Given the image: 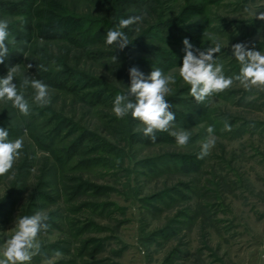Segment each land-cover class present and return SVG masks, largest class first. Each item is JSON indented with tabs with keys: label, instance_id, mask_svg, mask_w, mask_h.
Wrapping results in <instances>:
<instances>
[{
	"label": "rangeland",
	"instance_id": "obj_1",
	"mask_svg": "<svg viewBox=\"0 0 264 264\" xmlns=\"http://www.w3.org/2000/svg\"><path fill=\"white\" fill-rule=\"evenodd\" d=\"M139 1L110 0L109 16L99 0H0V19L15 35L9 49L22 54L14 82L27 75L63 78L65 85L48 84L46 106L24 90L27 115L0 101V127L24 144L0 175V247L15 218L40 211L48 227L38 233L41 249L30 264H264V88L234 82L197 102L178 73L184 37L201 49L224 41L217 62L226 75L238 72L231 45L264 49V21L245 11L264 4ZM3 3L20 6L7 11ZM136 10L144 18L125 29L132 43L122 51L106 45L107 31ZM132 66L145 74L176 70L165 99L181 117L157 131L166 138L154 144L139 141L140 121L113 112ZM7 70L0 64V75ZM72 75L82 81L75 85ZM209 125L216 143L199 158ZM181 130L190 133L186 145L170 134ZM83 133L88 138L74 146Z\"/></svg>",
	"mask_w": 264,
	"mask_h": 264
},
{
	"label": "clouds",
	"instance_id": "obj_2",
	"mask_svg": "<svg viewBox=\"0 0 264 264\" xmlns=\"http://www.w3.org/2000/svg\"><path fill=\"white\" fill-rule=\"evenodd\" d=\"M264 4V0H261ZM249 18L264 21V7H248L245 9ZM144 14L132 15L120 18L114 28L107 31L105 44L113 48L124 50L132 39L129 37V26L140 23ZM10 41L9 22L0 19V64H4L9 54ZM182 64L179 65V77L189 86V94L197 102H203L213 94L219 93L238 82L245 90L264 88V49H258L254 44L238 41L231 45L232 57L239 65V71L232 75H226L224 65L217 62L214 54L220 53L224 41L214 39L206 48L195 47L189 37H184ZM116 56H112L115 62ZM18 65L8 66L7 73L0 75V101L10 102L20 114L27 115L31 105L25 96L26 89L33 90L32 100L39 106L50 103L49 85L41 79L30 78L24 75L19 82L17 80ZM130 83L126 90L118 92L113 101V112L117 118L129 115L140 121L143 133L154 141L157 131H167L172 128L175 121V113L170 109V104L165 97L172 92V85L177 80L176 70L164 72L159 67H153L151 72L145 74L138 67L128 69ZM224 130H231V125L225 121ZM208 138L203 142L198 154L199 158L209 154L215 145V127L207 128ZM177 144L186 145L190 139L188 131H172ZM24 147L22 138H9L6 127H0V175L10 172L15 161L22 155ZM48 220V216L37 211L31 215H22L15 218L12 234L0 247V264H30L33 257L41 249V243L37 239L41 229H47L48 225L42 221ZM55 255L61 253L57 251Z\"/></svg>",
	"mask_w": 264,
	"mask_h": 264
},
{
	"label": "trees",
	"instance_id": "obj_3",
	"mask_svg": "<svg viewBox=\"0 0 264 264\" xmlns=\"http://www.w3.org/2000/svg\"><path fill=\"white\" fill-rule=\"evenodd\" d=\"M99 2L101 3V11L103 12V13H105V14H109V16H114V14L115 13H113V10H111V8L109 7V4H110V0H99ZM122 2L123 3H125V4H128V5H130L132 2H135V6H140V2L141 1H139V0H122ZM17 6H20V5H14V4H6V3H3L2 5H1V7L2 8H5L7 11H15V10H17ZM110 12H112V13H110ZM138 14H140L139 12H137V10L136 11H132V12H130L128 15H127V17H129V16H132V15H138ZM9 29H10V36L12 37V36H15L14 35V31H13V29H12V27H9ZM164 30V29H163ZM163 57V60H165V59H167V55L165 54V55H163L162 56ZM21 60H22V54L21 53H14L11 49H9V54H8V56L6 57V60H5V63L4 64H2L6 69H8V66H11V65H16V64H18V63H20L21 62ZM41 78V80L43 81V82H45L46 84H49V85H51V86H57V87H59V88H63V86H65L64 85V83H63V78L62 79H58V78H44V77H40ZM74 81H73V83L75 84V85H78L81 81H82V78H80V77H78V76H74V75H72V77H71ZM95 93H94V97H97V98H101V99H99V100H102V95L104 94L103 93V90L101 89V88H97L95 91H94ZM93 96V95H92ZM100 96V97H99ZM178 101H175V100H173V101H171V103H173V104H175V103H177ZM169 103V102H168ZM169 110H171V111H173L174 113H175V116H177V117H181V113H179L178 111H176L174 108H173V106L170 104V109ZM60 122H63V120H61ZM57 128H59V127H57ZM54 132V135L55 134H57V131L56 130H54L53 131ZM88 138V135H86V134H81V135H79V138H78V140H76L75 142H74V146H78V145H80V144H82L86 139ZM166 138V136L164 137V135L163 134H161V133H156V139L153 141L151 138H150V136H148V135H145L143 132L139 135V141H142V142H146V143H148V144H154V143H157V142H159V141H161V140H164Z\"/></svg>",
	"mask_w": 264,
	"mask_h": 264
}]
</instances>
